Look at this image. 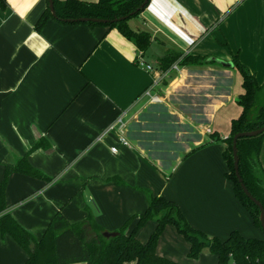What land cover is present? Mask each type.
Wrapping results in <instances>:
<instances>
[{
    "label": "crops",
    "instance_id": "obj_1",
    "mask_svg": "<svg viewBox=\"0 0 264 264\" xmlns=\"http://www.w3.org/2000/svg\"><path fill=\"white\" fill-rule=\"evenodd\" d=\"M47 8L48 0H7L0 8V180L4 165H14L41 137L48 143L29 161L52 178L13 172L6 191L12 215L38 239L59 211L71 222L91 212L101 227L115 231L146 210L147 189L176 201L209 237L226 239L237 230L264 238L225 176V144L209 136L216 130L227 138L241 113L242 76L216 59L233 62L237 55L264 81V0H149L129 25L150 34L143 58L153 71L137 65L140 50L117 28L51 17L38 31ZM168 49L205 62L161 70L159 58ZM153 105L165 113L157 120L165 125L137 128ZM121 115L119 134L131 145H122L117 132L98 140ZM183 126L195 140L181 153L166 148L184 134L178 130ZM163 132L174 136L163 140ZM259 159L264 169V139ZM155 227L148 221L139 240L146 242ZM189 247L167 224L156 251L179 264L217 263L207 250L190 258ZM27 257L10 235H0V264H24Z\"/></svg>",
    "mask_w": 264,
    "mask_h": 264
},
{
    "label": "trees",
    "instance_id": "obj_2",
    "mask_svg": "<svg viewBox=\"0 0 264 264\" xmlns=\"http://www.w3.org/2000/svg\"><path fill=\"white\" fill-rule=\"evenodd\" d=\"M145 0H53L56 19L62 23H85L90 26L104 25L117 28L124 36L132 40L143 54L151 46L150 34L143 30H134L129 20L138 16ZM7 0H0V8H6ZM146 6V5H145ZM53 17L48 8L43 12L35 28L40 31L46 21ZM97 18L114 20L115 22H76L69 19ZM181 59V60H180ZM175 62L180 65H200L204 57L184 54L181 51L166 50L159 58L161 70L168 69ZM234 67L242 76V92L237 102L241 113L231 123L230 135L222 139L218 131L209 134L214 141L225 144L223 158L227 166L226 178L232 181L234 192L242 205L252 215L254 224L262 228L259 207L244 193L235 173L233 157V136L236 133L252 131L264 125V81L260 82L237 58L233 60ZM264 132L257 136L241 137L237 140L239 174L248 191L264 207V169L259 159L262 150ZM48 143L41 137L30 150L20 157L14 165H4V173L0 180V235H10L28 254L24 264H124L133 261L134 264H179L176 261L159 255L156 251L158 239L167 224H172L189 242L188 256L197 258L203 250L217 256L216 264H264V238L244 237L237 230L232 231L226 239L216 236L209 237L203 231L195 229L186 219L178 203L163 195H156L144 189L148 206L144 212L133 215L115 232L117 235L105 237L107 232L95 220L90 212L78 222H71L57 212L49 222L43 236L38 239L27 230L9 211L7 202V186L13 172L36 177L46 182L51 177L35 168L29 161L32 151L45 147ZM117 184H122L118 178H112ZM156 222V227L146 242L137 237L138 230L148 221ZM134 227L128 231L130 225Z\"/></svg>",
    "mask_w": 264,
    "mask_h": 264
},
{
    "label": "water",
    "instance_id": "obj_3",
    "mask_svg": "<svg viewBox=\"0 0 264 264\" xmlns=\"http://www.w3.org/2000/svg\"><path fill=\"white\" fill-rule=\"evenodd\" d=\"M148 1L149 0H145L144 3L141 5V7L137 11L133 12L131 15L135 14L140 9L144 8L145 5H147ZM48 6H49V9L51 11L52 16L53 17H56V14H55V11H54V3H53V0H48ZM126 18L127 17H121V18L114 19V20H106V19H97V18H85V17H82V18H78V19H69L68 21H76V22H87V21H91V22H98V23H107V22H115V21H119V20H124ZM216 61L219 62V63H221L222 65L234 67V63L231 62V61L226 62V61H221V60H218V59H216ZM262 132H264V125L261 128L256 129V130L244 131V132L236 133L233 136V145H232V148H233L234 167H235L236 176H237L238 181L240 182L241 187H242L244 193L246 194V196L259 207V210H260V217H259V219H260V222H261V225H262V229L264 230V207H263V205L261 204V202L259 200H257L254 196H252V194L248 191V189L246 188L245 184L242 181V178H241V176L239 174V166H238L239 158H238V148H237V140L239 138H241V137L257 136V135L261 134ZM115 235H117V232H115V231H107V232L104 233V236L105 237H110V236H115Z\"/></svg>",
    "mask_w": 264,
    "mask_h": 264
},
{
    "label": "rangeland",
    "instance_id": "obj_4",
    "mask_svg": "<svg viewBox=\"0 0 264 264\" xmlns=\"http://www.w3.org/2000/svg\"><path fill=\"white\" fill-rule=\"evenodd\" d=\"M181 60V59H180ZM241 86V84H240ZM237 105V104H236ZM155 109V111L157 113H159V115H155V112H153L152 110ZM161 108L159 107H155L154 105L152 107L149 108L148 110V113L147 114H144L142 117H141V120L143 121V123L145 124H142V122L137 126V128H148L151 130L154 129V126L155 125H162L164 126L165 124H162L160 122H157L158 118L161 117V116H164V112L160 111ZM155 120V122H154ZM144 125V126H143ZM136 127V126H135ZM179 132H184V134L182 136H180L179 138H175V142H167L166 143V148H170V150H175V149H178L179 148L182 150L180 151L179 153L181 152H184L188 149V144H189V141H193L195 140V137H197V135L193 134L192 133V130L189 128V127H185L183 126V128L181 129H178ZM139 134V133H137ZM160 136H158L159 138H162L163 140H170L171 138H173L172 136H174V134H168V133H162L160 134ZM147 138V137H146ZM151 138H155V136L153 134H151ZM148 139V138H147ZM178 139V141H177ZM173 140V139H172ZM162 145V144H161ZM164 145V144H163ZM160 146H158L159 148ZM165 148V147H164ZM177 153V152H176ZM157 156H159L157 154ZM157 156H155L157 158ZM4 173V172H3ZM10 179V178H9ZM258 234L259 235H262L264 237V230L261 228V229H258ZM77 263H80V262H77ZM83 264V263H81Z\"/></svg>",
    "mask_w": 264,
    "mask_h": 264
},
{
    "label": "built area",
    "instance_id": "obj_5",
    "mask_svg": "<svg viewBox=\"0 0 264 264\" xmlns=\"http://www.w3.org/2000/svg\"><path fill=\"white\" fill-rule=\"evenodd\" d=\"M136 63H137V65H139L140 67H142L148 71L154 70V67L151 64H149L147 61L144 60L142 51H140L138 53V55L136 57ZM172 67H173V69H178V63L177 62L174 63L172 65ZM123 124H124L123 115H121L112 124H110L104 131H102L100 133V135L97 137V139L98 140L103 139V137L110 132H117L119 134L120 128L122 127ZM118 141L124 146H130L131 145L130 141L121 133L118 136ZM111 151L114 153H117V151H118L117 146H112Z\"/></svg>",
    "mask_w": 264,
    "mask_h": 264
}]
</instances>
